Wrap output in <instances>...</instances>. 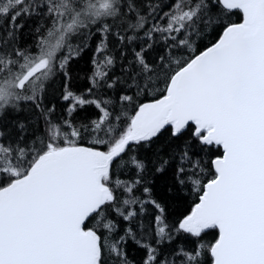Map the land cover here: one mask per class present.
<instances>
[{
    "label": "snow or ice",
    "instance_id": "1",
    "mask_svg": "<svg viewBox=\"0 0 264 264\" xmlns=\"http://www.w3.org/2000/svg\"><path fill=\"white\" fill-rule=\"evenodd\" d=\"M129 244L264 264V0H0V264H137Z\"/></svg>",
    "mask_w": 264,
    "mask_h": 264
},
{
    "label": "trees",
    "instance_id": "2",
    "mask_svg": "<svg viewBox=\"0 0 264 264\" xmlns=\"http://www.w3.org/2000/svg\"><path fill=\"white\" fill-rule=\"evenodd\" d=\"M233 19L236 22H239V17H233ZM209 39H214V35L212 37H209ZM92 52L89 50V52L85 55L83 59H81L79 62L73 63L71 66V75L72 80L70 82V86L76 90H83L86 87V76L89 72V64L88 60L91 58ZM58 110L63 109V104L58 103L57 104ZM92 110L89 109L87 112V115H91ZM30 115V114H27ZM85 116V113H80L79 117L80 119H83ZM206 160L207 157H204ZM170 185V181L160 180L157 181L155 184V191L159 193L161 196L165 197L167 200V206H168V212L170 216V220H175L179 215L181 214H187V212L190 210L192 205V197H169L168 196V188ZM216 233L215 232H209L206 236H204V241L211 242L213 241ZM128 252L131 257H134L137 261V264H139V261L141 257L143 256L142 252H138L137 249L129 244L128 246Z\"/></svg>",
    "mask_w": 264,
    "mask_h": 264
}]
</instances>
